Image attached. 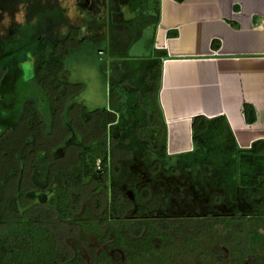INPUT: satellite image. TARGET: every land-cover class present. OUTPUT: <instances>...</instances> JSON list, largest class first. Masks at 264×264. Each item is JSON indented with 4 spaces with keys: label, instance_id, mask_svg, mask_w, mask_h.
<instances>
[{
    "label": "trees",
    "instance_id": "1",
    "mask_svg": "<svg viewBox=\"0 0 264 264\" xmlns=\"http://www.w3.org/2000/svg\"><path fill=\"white\" fill-rule=\"evenodd\" d=\"M172 1L182 3L184 0ZM76 2H82L86 11L89 9L85 4L91 6L89 2L100 4L105 9L103 24L111 60L110 110L81 113L83 130L100 129L101 137L78 145L77 175H68L63 182L58 181L63 186L55 189L56 196L49 199L47 205H33L28 194L34 191L48 193L57 181L52 175V163L47 161L46 152L39 150L44 128L38 110L30 102L32 100L14 109L13 100L17 99L14 89L22 76L20 65L31 61L32 79L44 94L49 114L54 119L69 96L68 83L59 80L63 62L70 51L69 45L72 42L82 43L86 34L84 31L82 35V29L87 31L95 24L87 14L81 23L87 27L75 25L67 17V10L59 0H0V17L10 20L0 43V264H78L77 258L69 259L58 252L56 244L53 247L55 237L50 226L53 221L65 222L73 218L75 192L83 186L84 177L99 175L101 169L104 174L116 151L132 158L154 154V161L160 170L169 158L166 132L155 126V120L160 118L154 115L159 63L157 60L134 61L128 56L131 46L140 39L143 30L157 24L160 0H125L124 5L131 11H139L130 20L122 18V0ZM151 6L154 15L145 13ZM19 12L23 13V21L18 23L14 17ZM31 24L39 30L45 25L47 30L31 32L29 41L22 43L20 40L12 45L10 36L20 33L22 27ZM11 67H14V74L10 78ZM56 91L57 97H54ZM11 93L12 102L5 104L7 95ZM122 93L126 94L124 103ZM54 103L57 104L56 109ZM66 113L62 110L61 118ZM244 114L248 124L255 121L250 107L244 108ZM119 125L126 129L115 143L112 134ZM192 145L191 151L176 157L172 170L177 172L197 167L199 173L196 177L208 187L210 196L215 197L213 199H218L215 191H219L226 199L243 201L254 216L242 217L235 211L233 218L224 219L230 228V237L235 242L233 247L228 248L237 260L233 264H241L245 256L253 253L263 256L258 259L261 264L264 260V234L259 228L264 226V199L258 200L257 196L264 195V142L254 143L250 149L241 150L223 117H196L192 121ZM145 167L149 170L150 165L145 163ZM117 169L120 170L119 167ZM132 191L133 205L140 211L137 215L148 214L143 200L146 192L140 195L138 189ZM117 195V192L113 195L110 219L116 225H124ZM217 201L212 200L211 204ZM144 222V228L140 229L131 223L126 231L120 225L111 226L110 223L105 231L98 229V233L102 232L101 243L108 242L109 249L120 251L124 257L123 264H145L155 252L173 249V234L160 229L161 220L149 219ZM173 228L176 230L177 226ZM179 234L183 242V254L190 252V247L198 250L197 246L202 240L200 231L190 236ZM46 242H50L51 246L45 248ZM206 252L209 253L208 250ZM159 259L157 264L162 263L163 259L169 260V257L162 255ZM89 264L115 263L101 250L96 260Z\"/></svg>",
    "mask_w": 264,
    "mask_h": 264
},
{
    "label": "rangeland",
    "instance_id": "2",
    "mask_svg": "<svg viewBox=\"0 0 264 264\" xmlns=\"http://www.w3.org/2000/svg\"><path fill=\"white\" fill-rule=\"evenodd\" d=\"M59 1L67 10V17L75 25L87 27L85 23H81L82 18L84 19L89 14L88 17L93 22L96 20L95 27L97 29L95 27L88 28L87 31L82 29V35L86 34L84 35L85 40L80 44L69 42L70 51L65 57L63 70L59 75V80L69 85L67 87L69 96L68 100H64L63 109L57 111L54 119L49 114V106L44 94L32 79L31 61L20 65L22 76L17 80V87L14 89V96L17 98L13 100L14 109L17 110L22 106V103L26 105L32 100L30 102L38 110L44 128V133L39 140L41 144L39 150L46 152L47 161L52 163V175L57 181L48 193L36 191L29 193L28 197L33 205H47L49 199L56 196L55 189L60 185L63 186V183H58V181L63 182L68 175H77L79 170L76 168L77 146L101 137L100 129L87 128L83 130L84 125L80 120L81 113L110 110L111 60L107 52L108 38L105 34L103 35L104 19L101 22L98 18L104 16L103 7L100 4L89 2L91 6L86 3L85 7L88 6L87 9H89L86 11L82 2H75L77 0ZM124 1L122 0L121 8L123 19L139 13V11H130L124 5ZM150 8L152 7L146 11H149ZM14 19L18 23L22 22L23 13H17ZM9 23L8 17H0V43L1 39H4ZM41 29L47 30L45 25ZM41 29L39 30L34 24L26 25L20 29V33L10 36L11 44L14 45L20 40L22 43L27 42L30 39L29 33L33 34L38 30L42 32ZM97 32L102 34L92 37V34ZM144 41L142 40L136 47L134 46L136 50L139 45L144 46ZM135 52L133 51L132 55H136ZM11 68L13 71L11 70L9 73L10 78L14 74V67ZM57 92L54 97H57ZM12 97V93L7 95L5 104L11 103L10 98ZM70 106H72L71 109ZM54 107L56 109V103H54ZM62 110L67 113L61 118ZM125 129V126L119 125L118 129L113 132L112 138L115 143L121 139ZM155 159L156 156L151 153L144 157L132 158L128 154L116 151L111 165L107 166L104 174L101 169L99 175L85 176L83 186L75 192L73 218L65 222L53 221L50 226L55 237V241L52 243L53 247L57 245L58 252L69 259L77 258L78 264L94 262L101 250H104L115 264H123L124 257L120 251L109 249L108 242L101 243L102 232L98 233V229L105 231L110 223H112L111 226L120 225L125 231L131 223L142 229L145 220L154 219L161 220V230H167L173 234L171 240L175 245L167 252H155L145 264H157L159 256L162 255L165 258L169 257V260L163 259L160 264H230V253L227 249L228 246L233 247L234 243L230 237V228L227 227L224 219L233 218L236 215L235 211L242 217L253 216L249 212V208L240 199L233 201L224 198V195L219 191H215L218 199H213L215 197L210 196L208 187L196 177L199 173L197 167L192 170L175 172L172 167L176 164V158L169 157L165 160L162 171L155 163ZM145 163L150 165L149 170L146 169ZM134 188L140 191V195L146 192V197L143 200L148 208V214L137 215L140 211L133 205L132 189ZM116 192L124 225L121 223L116 225L113 219H110L111 204ZM257 199H264V195L259 194ZM212 200L218 201L212 205ZM174 226H177L176 230H174ZM259 230L264 234V226ZM198 231L202 236V240L197 246L198 250L190 247V252L183 254L181 251L183 242L179 233L190 236ZM50 246V242L45 243V248ZM207 250L209 253L206 252Z\"/></svg>",
    "mask_w": 264,
    "mask_h": 264
},
{
    "label": "crops",
    "instance_id": "3",
    "mask_svg": "<svg viewBox=\"0 0 264 264\" xmlns=\"http://www.w3.org/2000/svg\"><path fill=\"white\" fill-rule=\"evenodd\" d=\"M151 7L145 13L154 15ZM158 12L157 24L143 30L128 56L159 63L154 115L166 132L167 155L192 150L196 117H223L241 150L264 142V0H160Z\"/></svg>",
    "mask_w": 264,
    "mask_h": 264
},
{
    "label": "flooded vegetation",
    "instance_id": "4",
    "mask_svg": "<svg viewBox=\"0 0 264 264\" xmlns=\"http://www.w3.org/2000/svg\"><path fill=\"white\" fill-rule=\"evenodd\" d=\"M90 4V3H89ZM254 216V215H253ZM245 217V216H244ZM247 217H250V216H247ZM234 245H235V242H233ZM229 247V246H228ZM228 253H230V264H233L235 261H237L235 259V255L234 253H232L229 248L227 249ZM257 251L259 252V250L257 249ZM204 255V254H203ZM206 255V254H205ZM263 256H259L257 253H253V255H248V256H245L242 261L240 262L241 264H260L258 259H261ZM206 259V258H205ZM261 261V260H260ZM262 263L261 264H264V260L261 261Z\"/></svg>",
    "mask_w": 264,
    "mask_h": 264
}]
</instances>
